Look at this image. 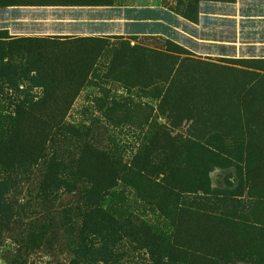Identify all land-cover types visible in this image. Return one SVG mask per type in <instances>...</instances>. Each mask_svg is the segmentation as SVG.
<instances>
[{
	"label": "rangeland",
	"instance_id": "obj_1",
	"mask_svg": "<svg viewBox=\"0 0 264 264\" xmlns=\"http://www.w3.org/2000/svg\"><path fill=\"white\" fill-rule=\"evenodd\" d=\"M0 1L8 4L3 41L58 38L28 34L35 22H10L26 13L15 8L57 0ZM259 30L250 39L264 37ZM164 33L0 59V148L64 137L66 168L96 166L82 151L90 142L166 177L160 186L118 180L101 203L108 220L80 211L85 199L28 177L29 155L0 151V264H264V79L243 76L264 74V58L246 47L199 60ZM18 100L35 108L16 114ZM182 202L190 214L177 209Z\"/></svg>",
	"mask_w": 264,
	"mask_h": 264
},
{
	"label": "crops",
	"instance_id": "obj_2",
	"mask_svg": "<svg viewBox=\"0 0 264 264\" xmlns=\"http://www.w3.org/2000/svg\"><path fill=\"white\" fill-rule=\"evenodd\" d=\"M194 1L187 16L178 12L181 2L187 6ZM248 1L173 0V4L166 5L164 0H57L54 4L15 8L26 13L10 22H35L39 25L34 32L22 33L62 40L68 36L117 40L136 36L141 40L165 36L167 32L171 42L195 59L232 58L226 53L238 56L246 47L261 52L254 57L264 58V37L250 39L254 28L264 34V1L250 0L252 7ZM30 10L35 13L28 14Z\"/></svg>",
	"mask_w": 264,
	"mask_h": 264
},
{
	"label": "trees",
	"instance_id": "obj_3",
	"mask_svg": "<svg viewBox=\"0 0 264 264\" xmlns=\"http://www.w3.org/2000/svg\"><path fill=\"white\" fill-rule=\"evenodd\" d=\"M35 1V0H33ZM218 1H234V0H218ZM195 2V1H194ZM181 2L180 7H178V12L181 15L187 16V10L192 8V4L183 5ZM5 1H0V7L7 6ZM35 5V4H33ZM185 9V10H184ZM6 32H0V44L3 47L0 52H3V57L7 61H13L15 56L24 57L31 54L32 51L40 54H51L55 49L59 52L62 47L63 50H73L81 47H89V42H94L95 44L105 45V40L101 38H72L70 36L62 38H37V37H25V38H14L10 41H3L8 38ZM78 44V45H76ZM18 55V56H17ZM19 64H22L21 62ZM15 69L18 70V63L14 65ZM258 70V69H257ZM258 71H263L262 69ZM4 68L0 70V75H3ZM246 78H251L255 81V84L264 79V74L255 73V71H245L243 74ZM251 88V87H250ZM242 98H245L248 94V90L241 93ZM28 101H16L14 106L15 113L30 114L35 108L34 104H29ZM19 121V115L11 119L10 129L17 128V123ZM7 128V129H9ZM3 140H0L2 142ZM59 142H65L63 139L57 136L53 137L47 135L43 139H40L39 144L36 147L22 148L17 143L9 147L0 148L1 153L5 158L13 159L17 154H27L29 155V166L27 168L28 177L33 179L46 180L48 188L52 189V193L62 190L65 193L77 196V198L85 199L90 204L79 208L80 211L89 208L88 212L93 214H98L105 217L108 220L112 219V216H107V212L102 209L101 203L104 196L111 193L117 186V181L123 179L124 176H131L133 180L143 181L145 183H155L156 186H160L165 181V175H162V179L159 180L158 173L149 172L150 166L145 164L141 166L136 164L134 160L130 162L129 165L122 161L121 157H112L108 153L99 149L94 143H83L82 151L90 156L91 161L95 162L96 166L90 165L89 168H66L62 164V158L60 157ZM100 164H103L102 166ZM151 174V175H150ZM158 181V182H157ZM102 196V197H101ZM181 199V198H179ZM92 201V202H91ZM184 202V201H183ZM178 205V210L184 213L190 210V205L187 207L186 202ZM192 210L188 214L191 213ZM199 211V210H198ZM200 212V211H199ZM201 213V212H200Z\"/></svg>",
	"mask_w": 264,
	"mask_h": 264
}]
</instances>
